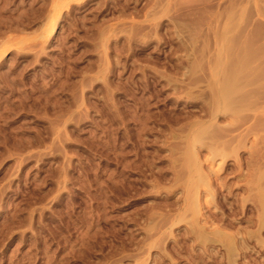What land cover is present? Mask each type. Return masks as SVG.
I'll list each match as a JSON object with an SVG mask.
<instances>
[{
    "label": "rangeland",
    "instance_id": "1",
    "mask_svg": "<svg viewBox=\"0 0 264 264\" xmlns=\"http://www.w3.org/2000/svg\"><path fill=\"white\" fill-rule=\"evenodd\" d=\"M77 1L0 0V264H264L257 137L219 171L198 135L230 123L222 78L264 83L237 56L264 49V0Z\"/></svg>",
    "mask_w": 264,
    "mask_h": 264
},
{
    "label": "bare ground",
    "instance_id": "2",
    "mask_svg": "<svg viewBox=\"0 0 264 264\" xmlns=\"http://www.w3.org/2000/svg\"><path fill=\"white\" fill-rule=\"evenodd\" d=\"M77 1V0H76ZM158 1H161V0H158ZM188 1V3L190 2V1H194V0H187ZM187 1H186V3H187ZM196 1V3H197V0H195ZM199 2H201V0H198ZM203 1V0H202ZM204 1H206V0H204ZM210 1V0H209ZM78 2V1H77ZM167 1H165V3H166ZM178 2H180V0L178 1ZM183 2V1H182ZM211 2V1H210ZM209 2V3H210ZM213 2V1H212ZM214 2H215V0H214ZM213 2V3H214ZM172 3L173 4H170V5H174V1H172ZM185 3V2H184ZM191 3V2H190ZM193 3H195V2H193ZM212 3V4H213ZM216 3V2H215ZM160 4V3H159ZM211 4V3H210ZM211 4V5H212ZM217 4V3H216ZM180 4H178V6H179ZM187 5V4H186ZM189 5V4H188ZM199 5V4H198ZM197 5V6H198ZM206 5V4H205ZM157 6H158V4H157ZM175 6H176V4H175ZM195 6V5H194ZM208 6V5H207ZM160 7V6H159ZM167 7V6H166ZM186 7V6H185ZM211 7V6H210ZM182 8H184L183 6H182ZM194 8V7H193ZM195 8H197V7H195ZM214 8V7H213ZM153 9V8H152ZM190 9V8H189ZM201 9V8H200ZM172 10V9H171ZM176 10V9H175ZM185 10H187L186 8H185ZM191 10V9H190ZM189 10V11H190ZM209 10V9H208ZM213 10V9H212ZM152 11V10H151ZM197 11H198V9H197ZM197 11H195V12H197ZM207 11V10H206ZM173 12H175V11H173ZM178 12H180V10L178 11ZM193 12V11H192ZM194 12V13H195ZM155 13V12H154ZM175 13H177V12H175ZM189 13V12H188ZM200 13H202V10H201V12H199L198 14H200ZM212 13V16H214V14H215V10L214 11H212L211 12ZM218 13V12H217ZM173 14V13H172ZM178 14V13H177ZM177 14L175 15V16H177ZM196 14V13H195ZM198 14H197V16H198ZM207 14H208V11H207ZM210 14V13H209ZM154 15V14H153ZM174 15V14H173ZM182 15V14H181ZM191 15V14H190ZM194 15V14H193ZM192 15V16H193ZM217 15V14H216ZM154 16H156V15H154ZM179 16V15H178ZM178 16H177V20H179L178 19ZM200 16V15H199ZM203 15H201V17H202ZM209 16H211V15H209ZM219 16V15H218ZM167 17V16H166ZM170 17V16H169ZM182 17V16H181ZM181 17H180V19H181ZM185 17V16H184ZM187 17H188V14H187ZM195 17V16H194ZM186 18V17H185ZM189 18H191V17H189ZM202 18H204V17H202ZM201 18V19H202ZM206 18V17H205ZM207 18H209V17H207ZM172 19H173V17H172ZM176 19V18H175ZM187 19V18H186ZM185 19V20H186ZM201 19H198V20H201ZM218 19V18H217ZM184 20V22H186ZM190 20H193V19H190ZM179 21H181V20H179ZM194 21H196L195 19H194ZM194 21H193V23H194ZM202 21H203V19H202ZM205 21V20H204ZM207 21V20H206ZM211 21V20H210ZM183 22V21H182ZM187 22H189V20L187 21ZM149 23V22H148ZM180 23V22H179ZM190 23V22H189ZM193 23L191 24V25H193ZM195 23H197V22H195ZM194 23V24H195ZM214 17H212V22H210L208 25L209 26H214ZM217 23V22H216ZM229 23V22H228ZM152 24V23H151ZM175 24H177V22L175 23ZM186 24V23H185ZM184 24V25H185ZM142 25V24H141ZM197 25V24H196ZM147 26V25H146ZM177 26V25H176ZM203 26V24H199L198 23V25H197V27L199 28V27H202ZM229 26V25H228ZM192 27V26H191ZM191 27H189V29H191ZM232 26H230V29L229 28H227L226 30H232V28H231ZM140 29L142 28V26L141 27H139ZM178 28V27H177ZM184 28V27H183ZM186 28V27H185ZM179 29H181V28H179ZM194 29H196L195 28V25H194ZM204 30V29H203ZM210 30H212V29H210ZM216 30H218V29H216ZM192 31V30H191ZM213 31V30H212ZM219 31V30H218ZM229 32H231V31H229ZM216 34H217V32H216ZM227 34V33H226ZM226 34H219V36L220 35H226ZM221 37V36H220ZM224 37V36H223ZM234 37V36H233ZM232 37V38H233ZM218 38V34L216 35V39ZM231 38V39H232ZM219 39V38H218ZM218 39L217 40H215V41H218ZM230 39V40H231ZM233 40H234V38H233ZM210 41V40H209ZM208 41V42H209ZM219 41H221V38H220V40ZM218 41V42H219ZM210 43V42H209ZM217 43V42H216ZM226 43H227V40H226ZM242 43V42H241ZM239 44V43H238ZM244 44H245V42H244ZM219 45V44H218ZM217 45V46H218ZM232 41H231V47H228V48H230V53H231V48H232ZM235 45H236V42H235ZM235 45H233V46H235ZM242 45V44H241ZM250 46H251V44H249ZM226 46V45H225ZM245 46H246V44H245ZM216 47V46H215ZM227 47V46H226ZM248 47V46H247ZM252 47V46H251ZM223 48H224V45H223ZM222 48V49H223ZM235 48V47H234ZM241 48V47H240ZM239 48V49H240ZM244 48H246V47H244ZM225 50H224V52L227 54L228 53V51L226 52V48H224ZM243 49V48H242ZM242 49H240V51L238 50L237 52H238V54H237V56L239 57V60L240 61H246L247 60V62L249 61V60H253L254 62H257V64L256 65H258V64H260V61L263 59L264 60V49H259V51L257 50V47H256V51H254L255 50V48H253V50L252 49H250V50H252L251 52H249V50H246L247 52H244V53H241V50ZM219 50V49H218ZM221 50V49H220ZM219 50V51H220ZM229 50V49H228ZM232 50H233V48H232ZM249 52V53H248ZM221 53V52H220ZM229 53V54H230ZM241 53V54H240ZM228 54V55H229ZM234 54V53H233ZM233 56V55H232ZM229 57V56H227L226 58H228L227 60H226V62L228 61V60H230L231 58L233 59V57ZM238 57H236L237 59H238ZM217 58V57H216ZM221 58V57H220ZM230 58V59H229ZM223 59V58H222ZM219 60H221V59H219ZM211 61H212V63H213V59L211 58ZM210 61V62H211ZM234 61V60H233ZM253 61H252V63H253ZM231 62V61H230ZM238 62V60L234 63L233 62V64L235 65L236 63ZM212 63H211V66H212ZM228 63V62H227ZM231 64H232V62H231ZM238 64H239V62H238ZM249 64L251 65V62H249ZM234 65H233V67H231V69H230V71H231V74H232V72L235 70L234 69ZM247 65H248V63H247ZM256 65H255V67H256ZM261 65V64H260ZM259 65V66H260ZM210 66V68H212ZM241 66H242V64H241ZM244 66V65H243ZM259 66H257L258 68H259ZM239 67V66H238ZM245 67V66H244ZM263 67H264V64H263ZM213 68H215L214 66H213ZM243 68V67H242ZM241 68V69H242ZM251 68H253V67H250V68H248V71L249 70H251ZM221 69V68H220ZM239 70H240V67H239ZM229 71V70H228ZM227 71V72H228ZM257 71V70H256ZM255 71V72H256ZM245 72V71H244ZM252 72H254V71H252ZM254 72V73H255ZM221 73H223V72H221ZM247 73V72H246ZM264 73V72H263ZM228 74V73H227ZM235 74V73H234ZM245 74V73H244ZM257 74V73H256ZM229 75V74H228ZM246 75V74H245ZM244 75V76H245ZM250 75H251V73H250ZM262 75V74H261ZM220 76H222V74H220ZM234 76H236V75H234ZM241 76V75H240ZM255 77H256V75H254ZM224 77V76H223ZM242 77V76H241ZM255 77H253V80H254V78ZM220 78V77H219ZM225 78V77H224ZM222 78V80L218 83V87L215 89V92H213L214 90H211L214 94H213V102H214V105L215 106H213V110H215L214 112L212 111V109H210V108H212V106L209 108V110H211L212 112H210L211 113V115H209V116H211L212 118L213 117H215V116H217V113H220V112H222V115L221 116H223V113L224 114H226V117H228L229 119H230V123L229 124H225L226 126H219V124H216L217 123V121H216V123L215 122H213V123H211V124H209V126H205L204 128H202V129H199L200 131H198L199 132V136L202 138H200L199 139V144H201L200 143V141H202V140H204V142L202 141V147H204V148H206L208 151H209V153L211 154V159H210V161H212V160H214L215 158H217V157H219L220 159H222L223 160V163L221 164V166L219 167V171L220 170H222V168H224L223 167V164H224V162H225V160L227 159V158H232V157H235V160H236V162H237V164H238V166L240 167L241 166V160H238V157H237V155H238V151L240 150V148L243 146V143L245 142V139H246V137L250 134V135H253V136H256L257 137V142H254L253 143V145L251 146V152H250V154H249V156H250V158H249V161L248 160H246V161H248L247 163H245L247 166H245V167H248V171H249V169L251 170V172H248V174H246L245 176H244V181H245V184H243L244 185V187L243 188H241L242 190H244L245 192H248V196H247V198L245 199V200H247V202L248 201H251V204L253 205V207L254 208H252V209H256V211H258L259 212V217H260V223L262 224L263 222V219H264V83H262L261 85H258V86H256V83L254 84V87H253V83L255 82H253V80L252 81H250V77H249V81L248 82H245L244 83V85L242 86L241 84L244 82V81H242V83H241V81L240 80H238V79H236V78H234L233 77V75L229 78ZM245 78H247V76L245 77ZM263 78H264V76H263ZM256 79V78H255ZM258 79V78H257ZM247 80V79H246ZM211 82L212 81H210V84H211ZM256 82H257V80H256ZM209 84V85H210ZM240 85L242 86V88L243 89H245V87H247V86H250V87H252V88H249V89H246V90H241V88H240ZM261 87V88H258V87ZM210 88V87H209ZM258 89H260L259 91H258ZM260 92H261V95H262V97H260ZM209 93V92H208ZM263 93V94H262ZM211 97V96H210ZM211 99V98H210ZM209 102V101H208ZM210 103V102H209ZM208 111H206V113H207ZM209 113V114H210ZM212 113H214V114H212ZM212 115H214V116H212ZM208 116V115H207ZM225 116V115H224ZM210 118V117H209ZM247 121H252V123L250 124V126L245 130V132L243 133V134H237V135H234L233 133H234V131H236L237 129H238V127L239 126H241L242 124H244V123H247ZM243 130V129H242ZM241 130V131H242ZM195 131V130H194ZM241 131H239V132H241ZM196 132H197V130H196ZM259 132H262L263 134L258 138V133ZM197 136V135H196ZM197 138V137H196ZM195 138V139H196ZM197 140V139H196ZM258 141H260L259 142V144H262V146L261 147H258ZM196 143V142H195ZM247 143V142H246ZM198 146V145H197ZM197 149V148H196ZM194 150V149H193ZM195 151V150H194ZM205 151V150H204ZM241 151V150H240ZM188 151H186V153H187ZM247 153V152H246ZM249 153V152H248ZM240 154V153H239ZM229 156H232V157H229ZM257 156H259L260 157V160H259V162L258 161H256L257 163H259V168H251L252 166H253V161H254V163H255V159H256V157ZM185 157H186V154H185ZM239 157H240V155H239ZM190 157L188 156V159H189ZM234 159V158H233ZM258 160V159H257ZM244 162V161H243ZM186 163V162H185ZM184 164V163H183ZM182 167V166H181ZM234 167V166H233ZM253 167H256V166H253ZM204 168H206V166L204 167ZM247 169V168H246ZM207 170L209 171V169L207 168ZM183 171H185V170H183ZM244 171V170H243ZM246 171V170H245ZM180 173L182 174V172L180 171ZM198 174V173H197ZM222 175V174H221ZM200 178V177H199ZM202 179V178H201ZM223 179V178H222ZM237 179V178H236ZM198 180V179H197ZM240 180H241V177H240ZM242 181V180H241ZM195 182V181H194ZM197 182V181H196ZM204 184H205V182H204ZM207 185V184H206ZM214 185V184H213ZM190 185H188V187H189ZM196 187V186H195ZM242 187V186H241ZM215 188V187H214ZM238 189V188H237ZM189 190V189H188ZM211 191V190H210ZM244 191H241V192H244ZM183 193H184V191H183ZM231 196V195H230ZM225 199V198H224ZM233 203V202H232ZM229 204V203H228ZM230 205V204H229ZM228 205V206H229ZM251 205V206H252ZM249 206H250V204H249ZM196 209H197V207H196ZM249 209V208H248ZM252 212V211H251ZM258 214V213H257ZM198 215V214H197ZM240 215H241V213H240ZM248 215V214H247ZM256 215V214H255ZM214 216V215H213ZM249 217V216H248ZM228 218V217H227ZM215 219V218H214ZM234 219V218H233ZM258 220V219H257ZM251 224V223H250ZM224 225V224H223ZM263 225V224H262ZM236 226V225H235ZM198 227V226H197ZM240 227V226H239ZM199 228V227H198ZM200 228H202L203 229V227H200ZM262 229V228H261ZM218 231V230H217ZM221 231V230H220ZM219 231V232H220ZM194 232H197V231H194ZM205 232V231H204ZM210 233V232H209ZM222 233V232H221ZM220 233V234H221ZM255 233V232H254ZM254 233H253V235H254ZM204 234V233H203ZM207 234V233H206ZM217 234H218V232H217ZM216 234V235H217ZM222 234H224V232L222 233ZM221 234V235H222ZM252 235V234H251ZM196 236V235H195ZM218 236V235H217ZM210 237V236H209ZM219 237V236H218ZM197 238V237H196ZM208 238V237H207ZM239 238V237H238ZM241 238V237H240ZM209 239V238H208ZM211 239V238H210ZM222 239V238H221ZM255 239V238H254ZM225 240H228V239H225ZM243 240V239H242ZM248 240V239H247ZM208 241V240H207ZM257 241V240H256ZM256 241H254V242H256ZM240 242V241H239ZM226 243V242H225ZM228 243V242H227ZM230 243H232V242H230ZM258 245H260V244H258ZM230 247H231V245H230ZM210 248V247H209ZM243 250H245V249H243ZM241 252V251H240ZM245 252V251H244ZM243 254V253H242ZM241 254V255H242ZM237 255V254H236ZM233 257V256H232Z\"/></svg>",
    "mask_w": 264,
    "mask_h": 264
}]
</instances>
